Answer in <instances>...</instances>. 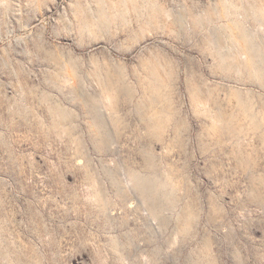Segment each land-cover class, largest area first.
Masks as SVG:
<instances>
[{"label":"rangeland","instance_id":"1","mask_svg":"<svg viewBox=\"0 0 264 264\" xmlns=\"http://www.w3.org/2000/svg\"><path fill=\"white\" fill-rule=\"evenodd\" d=\"M0 264H264V0H0Z\"/></svg>","mask_w":264,"mask_h":264},{"label":"bare ground","instance_id":"2","mask_svg":"<svg viewBox=\"0 0 264 264\" xmlns=\"http://www.w3.org/2000/svg\"><path fill=\"white\" fill-rule=\"evenodd\" d=\"M119 93L123 94L124 92L123 91H119ZM85 106L88 109H90L91 111L92 110L95 111V108L93 107V105L91 106V105H88L86 103ZM131 177H133V179L135 181L136 188H137L138 192L141 194V196L143 197L144 201L149 206L151 214L156 217L158 215L160 207L158 205L159 203H158V199L156 197L157 188H156L154 182L151 179L147 178V177H141V176H138V175H134V176H131Z\"/></svg>","mask_w":264,"mask_h":264}]
</instances>
